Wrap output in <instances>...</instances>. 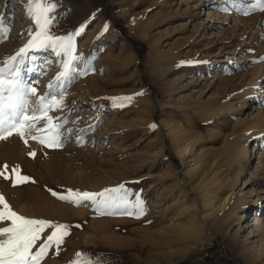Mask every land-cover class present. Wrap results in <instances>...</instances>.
<instances>
[{
  "label": "rangeland",
  "instance_id": "obj_1",
  "mask_svg": "<svg viewBox=\"0 0 264 264\" xmlns=\"http://www.w3.org/2000/svg\"><path fill=\"white\" fill-rule=\"evenodd\" d=\"M249 4L57 0L53 34L88 22L75 51L29 49L17 63L36 89L29 104L49 92L58 99L47 115L63 142L49 147L32 138H50L47 119L27 142L16 134L0 139V171L8 176L0 177V194L13 210L73 226L59 255L53 247L41 264H69L78 250L107 264H264V10L244 15ZM26 7V0H0V29H8L0 31V61L11 64L31 38L36 26ZM66 61L63 87L49 89ZM122 96L133 98L114 106L110 98ZM232 140L240 142L237 155L227 149ZM17 166L30 179L14 187ZM184 182L204 197L214 237L195 226ZM121 184L129 201L143 199L139 218L101 215L91 201L52 195Z\"/></svg>",
  "mask_w": 264,
  "mask_h": 264
},
{
  "label": "snow or ice",
  "instance_id": "obj_2",
  "mask_svg": "<svg viewBox=\"0 0 264 264\" xmlns=\"http://www.w3.org/2000/svg\"><path fill=\"white\" fill-rule=\"evenodd\" d=\"M26 4V15L36 26L31 38L24 47L9 58L11 64L8 61H0V65H3L0 66V139H7L16 134L27 142L26 135L36 129L37 124L42 119H47L48 128L52 131L50 138H43L39 135L32 138L39 140L41 143L47 142L49 147L59 146L63 142L58 132L60 124L53 125L51 121L54 118L47 115L50 108L60 106L58 99L49 92L44 96L37 97L29 104L30 94L36 96V89L29 88L22 80L20 66L17 61L29 49L52 48L53 50L59 49L66 54L73 53L75 51L74 38L81 36L88 26V22L80 25L73 32L62 36L55 35L52 29L58 23L55 14L57 0H26ZM222 10L228 11L229 9L223 8ZM256 10H264V0H250L249 6L243 10V14L247 15L249 12ZM106 29L107 25L105 26ZM0 31L6 34L8 29L3 28ZM76 59L77 57L74 55L71 57V60ZM190 62L181 61V63ZM65 68L67 70L58 74L55 78L56 83L48 85L49 89L56 86L63 87L62 78L69 75L71 61L65 62ZM134 95H142V93ZM132 98L133 96H122L110 99L113 101L114 106H117V102H120L118 106L122 107L124 102H130ZM28 113H32V115H28ZM37 131L40 130L37 129ZM29 155H34V153H29ZM4 168L7 169V165H4ZM12 172L16 174V179L12 181L14 187L30 179L27 176L19 175L18 166L13 168ZM0 177L8 179L4 171H0ZM52 195L77 205L84 201H91L97 209H103V211H99L101 215L119 212L120 214L134 215L139 218L145 211L143 199L136 195L134 201H129L128 194L122 184L95 193L67 189L66 194H58L52 191ZM0 223H6V226L0 227V264H41V261L53 247H55V254L59 255L61 246L64 244L65 238L70 235V229L73 227L68 224L29 218L18 214L3 194H0ZM75 227H79V225H75ZM48 228L52 229L51 233L33 251L37 241L41 240L42 234ZM69 264H107V262L99 257H93L84 250H78L73 259L69 261Z\"/></svg>",
  "mask_w": 264,
  "mask_h": 264
},
{
  "label": "bare ground",
  "instance_id": "obj_3",
  "mask_svg": "<svg viewBox=\"0 0 264 264\" xmlns=\"http://www.w3.org/2000/svg\"><path fill=\"white\" fill-rule=\"evenodd\" d=\"M135 57H136V55L133 54V56H132L133 60H135ZM37 84H38V79H31L29 81V85H31V86H36ZM227 149L230 152H232V153H234L236 155L239 154L240 153V142L239 141L232 140L229 144H227ZM180 176H183V173L182 172L181 173H178V175H177V177L179 179H180ZM183 178H184V176H183ZM248 182H249V180H247L245 182V184H247ZM181 184L183 185V193H184V195L185 196H189L191 198V200L193 201L192 210L194 212L193 218H194V223L196 224L195 226L200 225V228H202V230H204L207 233L208 238L211 235H212V237H214V235L212 233H210V230L207 228V222L204 220V217H206L205 216V213L203 212V209H204V201H205L204 197L202 195L198 194L196 191H194L190 185H186L187 183L185 184V182H184V183H181ZM227 192H228V195L227 196H231V194H232L231 193V190L228 189ZM259 216L260 215H255L254 218H253L252 225H254L256 228L259 225V222H260L259 220H261L259 218ZM195 226L192 225V224H190L191 231L194 228H196Z\"/></svg>",
  "mask_w": 264,
  "mask_h": 264
}]
</instances>
